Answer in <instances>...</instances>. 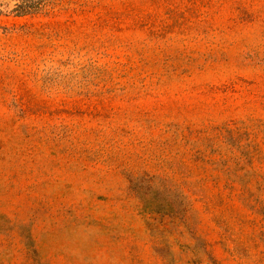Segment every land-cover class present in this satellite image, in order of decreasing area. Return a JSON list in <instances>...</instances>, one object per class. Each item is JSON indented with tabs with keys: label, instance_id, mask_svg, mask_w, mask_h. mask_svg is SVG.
Instances as JSON below:
<instances>
[{
	"label": "rangeland",
	"instance_id": "374dc122",
	"mask_svg": "<svg viewBox=\"0 0 264 264\" xmlns=\"http://www.w3.org/2000/svg\"><path fill=\"white\" fill-rule=\"evenodd\" d=\"M0 264H264V0H0Z\"/></svg>",
	"mask_w": 264,
	"mask_h": 264
}]
</instances>
